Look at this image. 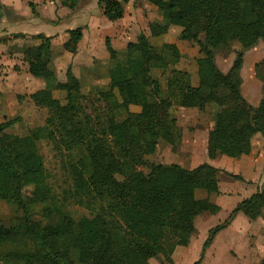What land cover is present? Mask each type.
I'll return each instance as SVG.
<instances>
[{
  "label": "trees",
  "instance_id": "trees-1",
  "mask_svg": "<svg viewBox=\"0 0 264 264\" xmlns=\"http://www.w3.org/2000/svg\"><path fill=\"white\" fill-rule=\"evenodd\" d=\"M79 1L62 3L76 9ZM149 1L162 14L161 19L149 23L150 35L141 32L125 50L106 41L109 82L94 87L102 103L96 115L84 110L85 95L71 66L65 80L57 79L50 67L51 35L38 34L40 42L24 50L29 71L45 81L32 98L46 105L50 114L44 124L31 128L26 135L0 136V200L18 203L23 215L16 224L0 223V264H150L152 257L171 262L178 245L172 229L194 227L198 214L196 190L209 188L210 182L208 177L197 175L176 176L181 165L152 163L146 158V151L159 142L160 105L183 106L188 97L191 106L204 110L209 102L223 105L235 96L236 105L218 117L213 130L220 153L227 156L239 157L252 151V138L244 127L249 119L264 132V96L257 106L251 104L241 91L239 78L244 50L264 39V0H222L221 11L204 16L206 40L203 55L196 60L200 78L197 86L192 84L189 71L175 66L181 59L177 47L169 49L151 42V37L162 36L172 26L189 24L188 0ZM30 6L36 13L35 4ZM98 6L110 20L125 14L122 0H98ZM67 32L64 47L76 52L83 28H69ZM233 40L243 49L223 82L204 93L202 88L217 70L214 49L227 47ZM155 55L161 59L152 58ZM155 69L170 74L157 77ZM56 92L65 96L59 97ZM132 104L142 106L139 125L130 116ZM16 120L5 118L0 122V132ZM174 132H181L176 116L166 122L165 133L175 147ZM42 140L50 141L59 151H68L76 196L88 206L90 215L74 217L55 202L39 147ZM98 164L108 173L103 179L97 175ZM137 165L147 166L150 172L137 178L135 185L115 176L128 177ZM261 187L242 200L226 221L209 230L202 255L194 264L200 263L216 234L240 209L254 203L264 206ZM39 204L42 219L32 213L33 206ZM259 264H264V257Z\"/></svg>",
  "mask_w": 264,
  "mask_h": 264
},
{
  "label": "rangeland",
  "instance_id": "rangeland-1",
  "mask_svg": "<svg viewBox=\"0 0 264 264\" xmlns=\"http://www.w3.org/2000/svg\"><path fill=\"white\" fill-rule=\"evenodd\" d=\"M39 1L37 3L30 1L28 9L25 10L27 15L22 14L17 23L14 21L15 25L9 26L8 34L0 36V122L5 118H17L12 126L0 132V136L6 138L28 134L31 128L44 124L50 114L46 105L37 104L32 98L35 91L45 86L44 79L33 75L27 64L23 62L24 50L40 42L41 38L38 37V34L52 36L50 67L54 70L57 79L65 80L67 70L71 66L81 82V90L85 95L82 100L84 110L96 115L101 112L102 103L99 100V93L94 90V87L96 85L104 86L109 82L110 54L107 50V39L113 46L125 50L127 38L135 40L140 32L150 31L149 22L162 18L158 6L149 0H122L127 6L126 24L122 26H117L114 22H105L102 19L98 0H80L79 7L76 9L64 5L62 0ZM30 3L35 4L36 13L32 11ZM187 10L190 15V22L187 26H172L166 32L167 35L151 37V42L156 46L169 49L177 47L181 59L175 66L189 71L192 84L197 86L200 83V78L196 60L203 55L202 44L206 40L204 16L208 13L216 14L221 11L222 0H188ZM22 12L24 13L23 10ZM58 26H63V29L78 26L83 28L84 35L78 43L76 52H71L64 47L63 43L68 37L65 35L67 30L60 29L63 34L60 35V32L55 34ZM115 30L121 31L120 34L116 32L117 35H115L113 32ZM121 33L127 34L123 37L118 36ZM208 47L210 48V45ZM242 49V44L237 40L229 42L227 47L214 49L217 70L202 88L204 93L209 88L216 87L223 82L224 76L235 63L238 51ZM152 58L161 59V56L155 55ZM15 67L18 68L16 71ZM164 71L166 73L162 75ZM154 73L157 77H165L170 74L167 70L162 71L161 69H155ZM239 78L241 91L243 85V93L247 100L254 102L253 105L257 106L264 96V39H260L255 45L244 50ZM162 81L165 80L162 79ZM56 95L64 97L65 93L56 92ZM189 101H191L190 98L186 97V104L184 103L183 107L160 105L159 142L155 147L146 151V158L152 163L181 165V168L174 173L176 176L207 175L214 179L211 180V188L219 187L215 184L216 181L225 182L232 178L231 182L224 187L237 188L240 192L241 184L239 182L246 181V179L241 174L234 175L233 170L237 172L241 165L247 166L250 170L253 169L252 163L246 160L253 156L258 159L261 168L258 169L259 188L264 187V132L257 130L252 119L244 123L253 143L252 151L247 154L249 156H239L240 158L236 159L225 156V154L223 156L218 151L217 139L213 131L216 120L227 113L228 108L231 110L236 105L237 98L232 96L223 105L209 102L204 110L190 107ZM138 106L140 105L134 106L133 109L130 108L132 121L137 125L140 124V111L139 108H136ZM172 116H176L177 124L181 127L180 133L174 132L177 141L175 147L165 137L166 122ZM39 147L44 156L48 173L47 181L54 191L55 202L74 217L90 215L91 211L88 206L80 203L76 196L72 169L67 160L68 151L57 150L54 144L48 140H42ZM217 163H220L221 167H228L230 171L216 167ZM231 171L232 173H230ZM149 172L150 169L147 166L137 165L130 176L124 177L120 174L115 176L133 186L136 184L137 178ZM97 175L100 179L108 175L102 164L97 165ZM254 190L256 191L257 188ZM218 191L217 188L216 192ZM197 193L200 202V208L198 206L199 226L195 224L191 228L172 229L173 237L178 240V245L171 255L172 261L162 257H152L150 264H194L202 255L203 243L209 230L215 224L226 221L232 213V210L226 206L230 207L234 204L233 202L239 201L235 197L237 195L225 194L221 198L217 197V200L223 204L221 210L219 204L207 202V193H209L207 189L200 188ZM26 195H29V190H26ZM204 200L205 202H203ZM252 205L245 207L242 210L244 216L235 222L234 229L231 230L233 236L231 245L221 238L224 237L221 232L228 227L218 232L216 238L221 237L216 244L215 257L220 256L219 264H256L260 263L264 257V250L253 253L247 250L254 243L258 245L259 236L264 240V217L258 214L261 205H255V203ZM32 213L36 219H42L41 205H34ZM22 216V210L18 203L0 200V223L16 224ZM197 220L198 217L196 222ZM232 221L229 225L232 224ZM210 222L214 225L208 226ZM207 227L208 231H206ZM196 236L198 239L194 240L193 238ZM206 250L198 264L203 263ZM210 263H212L211 260ZM213 264H217V262H213Z\"/></svg>",
  "mask_w": 264,
  "mask_h": 264
},
{
  "label": "crops",
  "instance_id": "crops-1",
  "mask_svg": "<svg viewBox=\"0 0 264 264\" xmlns=\"http://www.w3.org/2000/svg\"><path fill=\"white\" fill-rule=\"evenodd\" d=\"M34 2V3H37L39 0H0V7H1V10H0V12H1V14H0V36H3V35H6V34H8V31H9V26H12V25H15V22L17 23L18 21H19V18H20V16L23 14V15H27V13H26V9H28V7H29V2ZM41 1V0H40ZM39 1V2H40ZM23 4H24V6H23ZM137 6H139V4H137ZM22 10L24 11V13L22 12ZM126 11H127V6H125V14H124V16L122 17V18H120V19H118V20H110V19H108L106 16H104L103 14H102V19L106 22H110V23H113L114 22V24H116L117 26H122V25H124V24H126V19H125V17H126ZM15 21V22H14ZM150 23V22H149ZM173 27H175V26H173ZM74 28V27H73ZM60 29H63V26H61V27H57L56 28V30H55V34L56 33H58V32H60V35H62L63 34V32H61V30ZM69 28H64L63 30H68ZM123 29V28H122ZM122 29H120V30H122ZM149 30H150V28H149ZM113 32H115L114 34L115 35H117L116 34V32H118V34H120V32L121 31H117V30H115V31H113ZM141 33V32H140ZM139 33V34H140ZM144 33H146L147 35H150V31L149 32H147V31H144ZM127 33H121V35H118V36H124V35H126ZM138 34V35H139ZM65 35H68V37H69V34H68V32L67 33H65ZM137 35V36H138ZM164 35H167V33L166 34H164ZM68 37H67V39H68ZM66 39V40H67ZM128 40L126 41L127 43L129 42V41H134V39L133 38H127ZM136 39H137V37H136ZM135 39V40H136ZM65 40V41H66ZM127 43H126V46H127ZM64 44V43H63ZM5 46V45H4ZM125 46V47H126ZM113 47H115V46H113ZM115 48H117V47H115ZM185 57V56H184ZM13 61H16V60H13ZM20 62V61H19ZM23 62L24 63H26L27 64V62L26 61H24V55H23ZM27 66H28V64H27ZM18 68L17 67H15L14 68V70L16 71ZM28 69H29V66H28ZM11 75V74H10ZM44 86V85H43ZM242 93H243V85H242ZM243 95L245 96V94L243 93ZM246 97V96H245ZM247 98V97H246ZM251 104H253L250 100H248ZM134 106H136V105H131L130 106V108L131 109H133L134 108ZM184 106V105H183ZM183 106H179V107H183ZM190 107H191V105H190ZM193 107V106H192ZM207 107V106H206ZM136 108H139L138 110L140 111V113H141V110H142V106L140 107V106H138V107H136ZM197 109H198V107H197ZM135 110V109H134ZM230 109L228 108V110H227V112L229 111ZM218 151H219V153H220V150H219V148H218ZM221 154V153H220ZM221 155H223L224 156V154H221ZM226 156V155H225ZM244 156H249V155H247V154H244V155H242V156H240V157H244ZM240 157H231V158H236V159H238V158H240ZM246 160H249L251 163H252V167H253V169H248V167L247 166H245V165H241L237 170V172H234V170H233V173H234V175H239V174H241V176L242 177H245L244 179H246V181H244V180H241L239 183L241 184V188H240V192H239V190L237 189V188H232V187H224V185L226 186V185H228L229 184V182H231V179L232 178H229L228 179V181H225V182H221V181H216V183L215 184H217V185H219V187H215V188H211V180H214L213 178H210L209 176H207V175H197V176H201V177H208L209 178V182H210V187L209 188H207V190H208V192L209 193H207V202H212V203H215V204H219L220 206H221V210H222V208H223V204L221 203V201H219V200H217V197H219V198H221V196L222 195H225V194H229V195H237V196H235L237 199H239V201H237V202H233L234 204H232L230 207H227L226 206V208H229V209H231L232 211H233V209L242 201V200H244L245 198H247V196H249L250 194L252 195V194H254L258 189H259V185H258V178H259V171H258V169H261L260 168V164H259V161H258V159H256L255 157H249V159H246ZM215 166L216 167H218V168H225V170L227 171H230V169L227 167H221L222 165L220 164V163H217V164H215ZM254 169L256 170V172L254 173ZM230 173H232V171L230 172ZM217 188L219 189V191L218 192H216V190H217ZM254 188H257V190L255 191L254 190ZM199 190H200V188H198ZM197 189V190H198ZM197 190H196V199H197V203H198V206H199V208H200V202H199V200H198V198H197ZM199 192V191H198ZM252 192H254V193H252ZM240 193V196L238 197V194ZM250 195V196H251ZM203 202H205V200L203 201ZM202 202V203H203ZM256 204H259V203H256ZM255 204V205H256ZM261 205V204H260ZM250 206H253L252 204L251 205H249V206H247V207H250ZM245 207H243L242 209H240L236 214H235V216H234V218L232 219L233 221H232V224L231 225H228L227 227L228 228H226L225 230H223L222 232H221V235H223L224 237H221V236H219V238L221 237V238H224L225 239V241H228L230 244L229 245H231L232 244V241H233V236L231 235V230H233L234 229V224H235V222H237L238 220H240L241 218H242V216H244V214L242 213V210L244 209ZM263 208V209H262ZM220 210V211H221ZM199 211V210H198ZM258 214H260V215H263V217H264V206L263 205H261V208H259L258 209ZM212 216V215H211ZM198 217V220H197V222H196V218ZM229 217V216H228ZM196 218H195V224H196V226L198 225L199 226V222H200V216L197 214V216H196ZM194 224V225H195ZM212 225H214V223H209L208 224V226H212ZM216 225V224H215ZM206 231H208V227H207V229H206ZM197 235V234H196ZM217 235H218V233L216 234V236H215V238L213 239V241H212V243H211V245L207 248V250H206V254H205V258H204V261H203V263L202 264H213V262H217V264H219L220 262H221V260H220V256H217V257H215V254H216V252H215V250H216V244L218 243V241H219V238H216L217 237ZM195 236V235H194ZM194 240L195 239H198V237L196 236L195 238H193ZM204 244V243H203ZM229 247V246H228ZM247 250H250V251H252V253L254 252V251H262V250H264V240H263V238H260V236H259V241H258V245L256 244V243H254V245L253 246H249L248 247V249ZM212 251V252H211ZM251 253V254H252ZM212 256H211V255ZM210 256V257H209ZM210 260L212 261V263H210ZM250 264V263H249ZM256 264H259L258 262L256 263Z\"/></svg>",
  "mask_w": 264,
  "mask_h": 264
}]
</instances>
